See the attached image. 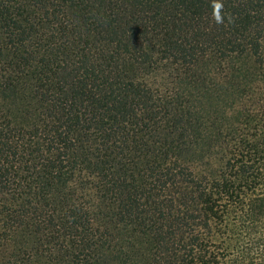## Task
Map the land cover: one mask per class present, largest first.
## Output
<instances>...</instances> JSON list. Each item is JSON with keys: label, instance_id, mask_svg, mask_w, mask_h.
Instances as JSON below:
<instances>
[{"label": "trees", "instance_id": "1", "mask_svg": "<svg viewBox=\"0 0 264 264\" xmlns=\"http://www.w3.org/2000/svg\"><path fill=\"white\" fill-rule=\"evenodd\" d=\"M0 264H264V0H0Z\"/></svg>", "mask_w": 264, "mask_h": 264}, {"label": "clouds", "instance_id": "2", "mask_svg": "<svg viewBox=\"0 0 264 264\" xmlns=\"http://www.w3.org/2000/svg\"><path fill=\"white\" fill-rule=\"evenodd\" d=\"M216 22H217V23H220V22H221V20H220L219 17H216Z\"/></svg>", "mask_w": 264, "mask_h": 264}]
</instances>
